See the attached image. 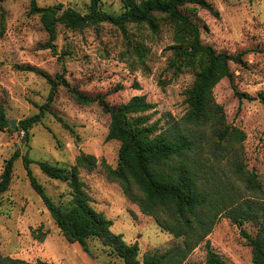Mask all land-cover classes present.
I'll use <instances>...</instances> for the list:
<instances>
[{
	"label": "rangeland",
	"instance_id": "1",
	"mask_svg": "<svg viewBox=\"0 0 264 264\" xmlns=\"http://www.w3.org/2000/svg\"><path fill=\"white\" fill-rule=\"evenodd\" d=\"M39 6L62 3L81 13L89 0H35ZM217 15L190 3L181 10L201 26L203 43L229 53L244 52L243 64L230 65L232 78H222L212 89L214 103L221 107V130L233 128L243 135L220 139L210 123L182 122L188 107L185 90L193 83L198 65L187 67L174 48V23L157 13V26L128 23L125 31L110 22L80 29L56 27V49L44 48L47 33L39 15L30 12L31 0L0 2V103L6 116L19 120L39 113L48 98L51 84L40 74L18 69L31 65L56 78L62 74L82 92L103 94L111 105L144 94L154 104L149 123L160 130L176 123L200 146L207 176L228 187L227 193L248 195L237 170L253 173L264 197V0H206ZM103 10L118 14L122 0H101ZM40 122L27 132L9 126L0 131V174L6 160L16 151L33 160L32 173L55 201L69 198L64 181L45 176L36 161L70 167L84 152L97 159L89 171L80 168L79 177L91 196V206L112 220L111 230L127 243L137 242L139 258L148 250H164L182 241L162 229L152 216L123 193L119 182L106 175L105 166L118 161L119 141L106 140L109 114L96 103L79 104L63 85H58ZM59 116L61 120L57 118ZM190 131V133H189ZM255 235L256 226H242ZM211 248L228 264H254L251 246L240 228L221 216L207 235ZM205 241L188 256L185 264H203ZM90 253L78 242L66 239L26 176L21 158L13 163L10 185L0 197V255L25 262L37 260L55 264H124L97 238L87 239ZM0 264L4 262L0 261Z\"/></svg>",
	"mask_w": 264,
	"mask_h": 264
},
{
	"label": "trees",
	"instance_id": "2",
	"mask_svg": "<svg viewBox=\"0 0 264 264\" xmlns=\"http://www.w3.org/2000/svg\"><path fill=\"white\" fill-rule=\"evenodd\" d=\"M100 3L101 0H89L87 12L81 13L73 7H64L62 3L39 6L35 0H31L30 12L39 15L47 33L43 47L57 53L55 39L58 24L70 29H80L110 22L125 31L128 23H148L155 29L156 14H164L174 23V48L182 57L184 66L197 64L199 67L192 85L185 90L184 100L188 110L182 122L196 126L209 122L220 139L243 135L236 128L229 132L226 127L221 130L222 109L214 103L212 89L222 78H232L230 65L243 64L244 52L229 53L203 43L200 37L201 26L181 10L182 6L193 3L217 15L209 2L122 0L123 10L118 14L103 10ZM16 67L40 74L51 84L47 101L40 106L39 113L19 120L17 130L27 132L41 121L45 110L51 111L50 103L58 85L66 87L79 104L96 102L110 117L106 140H117L120 143L117 165L114 168L105 166L107 177L119 182L125 196L136 203L142 213L152 216L162 229L182 241L164 250H148L139 258L138 243H127L122 234L113 232L110 228L112 220L91 206L92 198L84 188L79 170H93L97 159L84 152L75 157L70 167L36 161L45 176L66 183L70 191L69 198L59 201L52 199L32 173L30 164L33 160L27 153L21 155L18 151L6 160L0 174V197L10 185L14 161L21 158L31 187L41 198L63 235L71 242L80 243L88 253L91 251L87 239L97 238L124 264H185L191 252L205 241L218 218L225 216L240 228L241 234L248 240L252 262L264 264V197L256 192L260 185L255 182L253 173H244L242 168L236 171L244 182V189L250 194L240 195L235 190L234 193H227L229 189L224 183L207 176V165L198 152L200 146L195 143V139L181 131L176 123L162 130L156 122L149 123L151 114L147 112L154 108V104L144 94H137L125 102L111 105L103 94L84 93L77 86L71 85L62 74H56V78H52L29 64H17ZM261 99L264 102V94H261ZM57 118L61 120L59 116ZM9 126L5 108L0 103V131ZM246 221L255 224V235L242 227ZM204 245L203 264H228L211 248L208 241ZM0 261L4 264H55L42 260L25 262L1 255Z\"/></svg>",
	"mask_w": 264,
	"mask_h": 264
},
{
	"label": "water",
	"instance_id": "3",
	"mask_svg": "<svg viewBox=\"0 0 264 264\" xmlns=\"http://www.w3.org/2000/svg\"><path fill=\"white\" fill-rule=\"evenodd\" d=\"M9 124L12 128H16V121L14 119L9 120Z\"/></svg>",
	"mask_w": 264,
	"mask_h": 264
}]
</instances>
